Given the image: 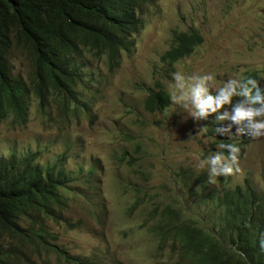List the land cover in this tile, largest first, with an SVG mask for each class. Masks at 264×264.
<instances>
[{
    "label": "rangeland",
    "instance_id": "1",
    "mask_svg": "<svg viewBox=\"0 0 264 264\" xmlns=\"http://www.w3.org/2000/svg\"><path fill=\"white\" fill-rule=\"evenodd\" d=\"M205 1L156 0L148 7V12L159 13V22L157 17L147 16L144 28L134 35L132 51L122 54L116 70H107L104 60L90 63L92 70L87 71L92 77L84 79L79 88L81 100L88 103L87 112L80 110L77 117L68 118L56 113L41 116L33 104L25 125L0 123V155L38 151L36 163L40 167L57 163L67 172L65 195L70 199L66 217L70 225L50 220L44 223L54 234L52 242L72 256L91 263L97 257L101 264H167L158 255L176 257L179 248L171 244L142 247L144 233L153 236L150 232L160 224L159 214L152 217L150 213L162 199L169 204L185 203L184 218H205L212 225L216 217L212 207L200 204L184 186L188 178L178 176L179 169L194 179L202 173L207 176L206 169L198 167L211 152L204 123L172 102L165 110L147 113L143 108L147 93L142 89L152 87L158 78V61L172 33L190 26L201 32L202 42L174 68L186 76L211 74L213 79L206 84L214 95L227 79L264 69V33L255 24L262 0ZM11 60L14 72L30 71L22 51L14 49ZM172 82L168 83L169 92ZM231 111L227 110L229 133L244 122L237 125L231 121ZM242 136L247 146L238 158L241 171L224 176L221 185V175L215 183L199 182L193 188L196 193L209 194L248 183L264 203V136ZM137 196L140 201L136 203ZM30 260L35 264H67L44 250Z\"/></svg>",
    "mask_w": 264,
    "mask_h": 264
},
{
    "label": "trees",
    "instance_id": "2",
    "mask_svg": "<svg viewBox=\"0 0 264 264\" xmlns=\"http://www.w3.org/2000/svg\"><path fill=\"white\" fill-rule=\"evenodd\" d=\"M146 1L0 0V123L8 119L15 124L26 123L32 98L40 109L52 99L63 110L69 109L68 99L74 98V87L84 75L79 62L82 48L109 59L118 48L127 49L125 37L142 27ZM172 41L173 47L164 56L171 62L191 54L196 46L195 40L183 35ZM14 49L29 58L26 76L13 71L10 59ZM169 102L168 95L152 90L146 109L160 110ZM36 159L37 152L29 150L0 155V264H32L30 255L32 258L41 250L70 260L51 241L54 234L44 223L50 220L70 225L64 217L69 176L57 163L40 167ZM242 192L237 189L228 196V207L217 226L220 238L214 234L215 227L208 231L198 221L183 218L180 203L169 204L167 199L156 213L162 214L156 228L167 229L173 240L183 242L185 252L198 261L264 264V252L258 245L264 232L261 208L257 205L253 211V207H247L256 196L250 189ZM222 236L231 247L221 244Z\"/></svg>",
    "mask_w": 264,
    "mask_h": 264
},
{
    "label": "clouds",
    "instance_id": "3",
    "mask_svg": "<svg viewBox=\"0 0 264 264\" xmlns=\"http://www.w3.org/2000/svg\"><path fill=\"white\" fill-rule=\"evenodd\" d=\"M204 2H206L204 0ZM145 6L143 11L141 12L142 19V27L139 29L141 31L146 22V18L148 15L150 17H157V21L159 22L160 16L158 12H148V7L153 6L156 3V0H147L145 2ZM258 13L255 18V24H259L260 31L264 33V0L262 3L257 6ZM170 13L167 11L166 14ZM194 13H198V10H194ZM138 31V32H139ZM138 32L131 34L130 36L125 37V44L128 45L127 49H119L114 53L113 56H110V59L105 55H93L88 52L87 47L82 48L81 58L79 60L81 65V69L84 73L82 81H80L74 90L76 94H74V98L68 99L69 109H64L60 107L53 99L44 109L37 108V100L35 98L30 99V107H29V117L27 122L30 119V109L33 104H35V110L41 116L46 113H56L57 115H64L66 118L69 116L77 117L80 110H89L88 103L86 101H82L81 98L83 95L79 92V88L83 85L84 79L91 78L92 73L87 70H92L90 68V63L92 61L104 60L107 62V70L114 71L116 70L121 62L122 54H127L132 51L134 46V35ZM117 36H124L120 34H116ZM191 37L196 42V46H194L191 54L184 56L183 58L177 59L174 62H171V59L164 58L165 55L169 52L170 48L174 42L172 41L173 37L177 39L179 36ZM202 42V34L195 26H190L185 31L181 32H173L172 37L167 41L164 45L166 47V51L159 58L158 68L160 69L158 78L155 79L153 86H144L142 89L147 93V97L143 100V108L149 114H154L158 111L165 110L172 104L175 106H179V108L188 110V114L192 117H198L199 121L203 122L202 127L204 129V137L208 140L210 155L206 156L203 160L200 161L198 167L201 170L206 169L207 176L205 173L198 175L195 179L192 176H184L187 175L185 170L179 169L178 176H182V178L186 180L184 184L185 187H188L190 194H195L198 199H200V204L208 205L212 207V211L216 215V217L212 221V225L207 223V219L200 217H191L186 218L192 222H199V225L202 226L206 230H210L214 228V234H216L220 238V228L219 226V218L222 217L224 211L228 207V196L232 193V191H236L237 189H242L245 194L247 189H250L252 193L255 194L256 198L249 201L247 207H253V211L256 210L257 205L261 208V216L264 220V203L262 197L253 189L251 185L248 183L239 184L235 187H228L225 190L214 191L209 194H200L196 193L193 188L196 184H205V182L215 183L216 177L221 175L220 182L223 181L224 176H231L234 173H239L240 167L238 164L239 155L243 152L244 148L247 146V141L243 138L242 135H249L251 138L264 136V69L262 71L258 70H250L247 72V77H243L240 74H237L234 78H229L225 82H223L222 86L216 88V93L208 90V86L206 82H211L213 77L211 74H201V75H190L186 76L182 72L176 71L174 66L185 60L188 56L192 55L196 48ZM88 56L87 60L83 58ZM29 60V58H28ZM10 62L13 66L12 60ZM14 71V68H13ZM17 73V72H15ZM29 73V72H28ZM26 74H22L26 76ZM98 81V80H96ZM173 81L170 84L171 91H168V83ZM152 90L157 93H163L170 97L169 105L163 109L155 110L150 112L146 109V99L151 96ZM72 108H76L72 110ZM227 110H232L230 114L231 121L235 122L237 125L240 124L241 121H244L241 127H237L233 130V132L229 133L228 128V118L229 115ZM255 117V119H254ZM9 121L12 124L11 120H3ZM2 121V122H3ZM1 122V123H2ZM26 122V123H27ZM24 124H15L23 126ZM206 123V124H205ZM234 133V134H233ZM239 133V134H237ZM242 133V134H241ZM37 157H38V151ZM125 155H123L124 157ZM123 157L119 159L122 160ZM176 174V173H175ZM177 175V174H176ZM223 175V176H222ZM172 176H174L172 174ZM226 180L230 181V178ZM200 182V183H199ZM226 185L230 184L229 182L225 183ZM141 193V190L138 189ZM68 201L70 199L67 196ZM164 199L158 201L154 204L153 211L151 214H156L160 211L162 202ZM140 201L139 196H137L136 203ZM142 201H146L145 198ZM180 203L182 209V217L183 211L187 209L186 204L182 202ZM68 204V202H67ZM68 208V206H67ZM68 209L64 211V217L69 222V219L66 217V213ZM162 214H159L161 216ZM161 218V217H160ZM70 223V222H69ZM221 226V224H220ZM157 227H160L159 225ZM264 231V226H263ZM153 236L144 233L142 244L143 248H148L154 246L159 248L163 244H171L175 248H179V252L176 257H173V254H159L158 258H164L167 264H219L215 260L212 261H198L192 258V255L187 254L185 252V247L183 242H179V240H173L172 236L169 235L167 229L164 228H154L152 232ZM234 237L237 239L235 233H233ZM139 237V232L137 234V238ZM221 244L227 247H231L232 244L228 240H222ZM54 240V239H53ZM52 241V240H51ZM54 243V242H53ZM55 244V243H54ZM259 248L262 252H264V232L260 233V237L258 240ZM59 250L65 252L70 260H66L65 255L59 256L65 263L67 264H101L97 257L94 258V262H88L87 259H83L82 257H74L68 251L58 246ZM45 251V250H44ZM47 252V251H46ZM29 255L31 254L28 251ZM48 253V252H47ZM243 259H245V255L237 252ZM40 255V253L38 254ZM36 254H32V256H37ZM31 258V255H30ZM31 263V260H30ZM32 264H35L32 261ZM115 264V263H113ZM125 264V263H121Z\"/></svg>",
    "mask_w": 264,
    "mask_h": 264
}]
</instances>
